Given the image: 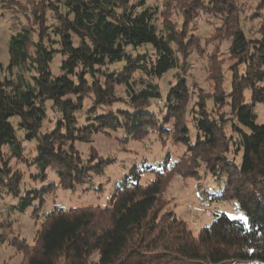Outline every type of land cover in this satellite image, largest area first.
I'll return each instance as SVG.
<instances>
[{"label":"trees","instance_id":"obj_1","mask_svg":"<svg viewBox=\"0 0 264 264\" xmlns=\"http://www.w3.org/2000/svg\"><path fill=\"white\" fill-rule=\"evenodd\" d=\"M171 1L182 10L181 28L169 20L160 25L158 9L146 0H0L7 12L25 18L10 27L8 67L0 63V183L20 195L22 175L12 172L4 148L19 156L24 140L37 142L35 162L42 176L52 169L59 178L22 197L21 211L38 196L42 205L43 194L75 191L104 174L113 160L95 155L85 160L76 146L90 143L93 135L122 131L124 140L140 141L154 132L187 147L179 161L172 163L167 155L160 170L132 167L107 207H55L33 247L24 239L14 243L24 264H154L148 256L161 253L195 264H264V123H258L255 112L264 104V39L246 35L227 0ZM202 11L221 17L225 28L232 24L234 63L228 78L211 61L214 94L199 96L191 143L186 77L177 73L166 93L154 81L184 70L179 54L186 57L192 44L185 24ZM58 56L61 66L54 74ZM210 100L215 107H228L231 116L213 117ZM119 103L127 109L114 110ZM49 108L59 117L42 133ZM228 121L236 138L226 134ZM232 148L243 151L240 165L227 158ZM202 164L226 178L215 198L236 201L247 221L222 214L194 237L185 221L164 212L162 195L173 176L197 178ZM147 170H154L156 178L142 186Z\"/></svg>","mask_w":264,"mask_h":264},{"label":"rangeland","instance_id":"obj_2","mask_svg":"<svg viewBox=\"0 0 264 264\" xmlns=\"http://www.w3.org/2000/svg\"><path fill=\"white\" fill-rule=\"evenodd\" d=\"M138 1V0H135ZM169 0H146L147 5L158 9L159 23L164 21L172 23L173 26L181 28L183 25L182 10L177 1ZM236 9V19L246 35L253 40L264 39V0H227ZM207 3V1H206ZM0 4V63L6 69L9 65L8 46L11 39L10 27L18 21L25 22V18L18 13L15 17L7 12ZM205 11V10H204ZM225 28L224 20L213 15L211 12H198L190 24H185L189 29L191 41L188 45L186 57L179 54V61L184 70L171 71L162 79L154 82L166 93L170 85L175 80V75L181 73L187 79L191 93V102L186 118L190 131L191 143L195 142L196 131L194 127V109L199 101V96L211 98L214 94V82L211 76V61L215 60L225 77H230V66L234 60L230 57V46L232 42V24H227ZM61 57H57L52 65L54 74H58L61 66ZM118 68V67H117ZM119 69V68H118ZM248 99V98H247ZM250 99H248L249 101ZM207 109L211 115L218 118L220 114L230 117L228 107L218 108L215 103L207 101ZM155 102H151V107ZM117 109H127L124 103L116 104ZM258 116V123H264V104L255 107ZM57 113L51 108L48 110V121L42 130L44 133L51 129L58 119ZM81 116V124L84 122ZM231 122L226 124L227 136L233 133ZM20 139H24V133L18 131ZM125 134L122 131H108L93 135L90 143H77V149L85 160L92 155L104 160H113L107 164L102 176H94L91 183L78 185L75 191L59 189L55 193L43 194L44 203L41 205V197L38 196L33 204L21 211V198L28 192L34 195V191H41L52 182H58V176L52 169H48L43 177L38 167L36 158L38 156V144L36 141L22 142L23 152L19 156L11 155L9 148H4V155L9 156V165L12 172H20L22 175V186L20 195L15 196L8 191V187L0 183V222L4 225L0 228V264H24L23 254L14 245L18 239H24L28 245L33 247L36 242L41 224L46 214L52 212L55 207L65 210L79 209L90 206L107 207L118 183L130 172L131 168L138 166L151 167L160 170L165 163V158L170 155L172 163L179 161L187 152V147L183 144H176L170 139H162L157 133H150L143 140H124ZM229 161L240 165L243 159V151L232 152L227 156ZM95 160V163L99 161ZM142 172L140 184L147 186L156 178V172ZM226 178L216 177L208 171L205 165H201L197 178H183L173 176L167 188H165L162 198L166 205V213L172 212L178 219H182L187 224L194 237H198L203 228L209 227L219 215H226L230 219L246 222L247 216L242 211L236 201H227L216 196L221 195L225 187ZM153 259L154 264H195L191 261H173L171 255L154 254L148 256ZM171 258V259H170ZM236 264V263H225Z\"/></svg>","mask_w":264,"mask_h":264}]
</instances>
